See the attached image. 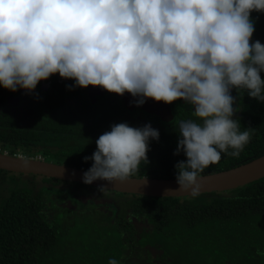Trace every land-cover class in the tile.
Masks as SVG:
<instances>
[{
	"label": "clouds",
	"instance_id": "9594fccd",
	"mask_svg": "<svg viewBox=\"0 0 264 264\" xmlns=\"http://www.w3.org/2000/svg\"><path fill=\"white\" fill-rule=\"evenodd\" d=\"M253 11L264 12V0H0V87L32 93L59 74L75 81L70 88L128 93L136 107L185 102L194 110L178 121L173 155L186 160L175 165L174 191L196 197L205 169L222 154L238 157L255 132L234 118L241 110L232 90L264 103ZM150 140H159L150 124H113L84 158L92 165L83 183L127 181L148 163Z\"/></svg>",
	"mask_w": 264,
	"mask_h": 264
},
{
	"label": "trees",
	"instance_id": "16d2710c",
	"mask_svg": "<svg viewBox=\"0 0 264 264\" xmlns=\"http://www.w3.org/2000/svg\"><path fill=\"white\" fill-rule=\"evenodd\" d=\"M251 19L255 31L250 42L259 40L264 44V12L253 11ZM260 75L264 80V72ZM231 94L238 97L241 111L234 118H239L241 130L252 127L255 132L238 157L222 154L219 163L210 165L202 176L234 169L264 155V103L249 98L246 90L233 89ZM100 109L101 121L70 124L75 146L58 153L55 163L87 171L92 161L85 162L84 158L91 157L96 147H87L83 142L97 140L113 124H150L159 131V140L149 141L148 163L141 162L131 178L175 179V165L186 160L183 152L173 155L178 121L192 118L189 107L175 104L176 123L170 124L139 110L128 113L120 105H102ZM12 137L6 131L0 132V153L6 151L13 156L21 152ZM22 153L27 158L37 154ZM89 190L97 189L0 170V264H108L111 258L118 264H134L136 250L155 244L162 247L165 256H171L172 264H213L242 250L264 248V178L232 191L196 197L128 196L130 199L119 204L123 211L110 212V218L116 214L113 223L102 214L104 226H99L85 207L71 212L52 202L54 195L64 197L79 191L78 196H88ZM121 214L127 218H120ZM130 217L147 220L150 228H134Z\"/></svg>",
	"mask_w": 264,
	"mask_h": 264
},
{
	"label": "flooded vegetation",
	"instance_id": "af4514ba",
	"mask_svg": "<svg viewBox=\"0 0 264 264\" xmlns=\"http://www.w3.org/2000/svg\"><path fill=\"white\" fill-rule=\"evenodd\" d=\"M74 83V80H64L59 77V74H54L47 80L39 82L32 93H26L20 89L16 92H10L1 87V134L6 131L13 136L12 138L17 142L18 150L21 151L19 153H37L36 157L29 158L58 165L55 163L59 157L58 153L66 152L68 149L74 147L76 143L74 138L70 136L71 132H73L68 128L70 124L80 123V120H86L89 123L101 121L102 119L100 118H103L100 109L102 105L112 106L115 104L124 108L122 101L114 94L106 92L103 96L92 97L88 87H68ZM175 104L178 107H189V112H191L190 105H181L179 101H174L169 104L174 119ZM55 109L58 111H55ZM89 110H92L93 116H91L92 113ZM134 111L127 112L133 113ZM95 142L96 139H91L83 142V145L96 147ZM2 153L8 154L6 151ZM13 156H17V154ZM70 190L73 192L74 188ZM94 191L96 190H89L90 194L88 196H78L77 193L79 191H75L74 195L67 193L64 197L54 195L52 202L56 203L62 209L66 207V210L71 212H79V209L85 207L88 211H91V215L97 221L96 223L99 226H104V217L102 214L109 218L107 219L108 223H113L116 214L119 211H123L121 208L119 209V204L126 199H130V196H133L106 190H100L101 192L96 194ZM105 193L113 194L112 196L115 197H106ZM112 211L117 213L110 218V212ZM117 218L119 217L117 216ZM120 218L126 219L127 216L121 214ZM130 218V222L134 228L136 227L139 230L150 228V226L146 225L147 220ZM161 248L158 244H155V246L144 245L139 250H136L132 259L138 264H172L174 261L171 256H165L164 250ZM256 248L251 252L242 250L239 255L226 256L220 260L221 262H214L213 264H264V255L262 254L264 248L257 246ZM176 264L184 263L179 261Z\"/></svg>",
	"mask_w": 264,
	"mask_h": 264
},
{
	"label": "water",
	"instance_id": "95a60500",
	"mask_svg": "<svg viewBox=\"0 0 264 264\" xmlns=\"http://www.w3.org/2000/svg\"><path fill=\"white\" fill-rule=\"evenodd\" d=\"M88 89L92 97L103 96L107 92L99 86H88ZM114 95L117 96L116 94ZM117 97L122 101L124 108L129 112L139 110L150 117L157 118L164 124H170L174 120L169 104L154 102L148 99L142 106L136 107L134 104L135 98L130 94L125 93L123 96ZM178 101L181 105L185 104L183 101ZM193 110L194 109L191 107L190 111ZM0 170L13 174L33 175L63 182L76 183L99 190L103 187L104 189L102 190L120 194L153 198L192 197L189 193L174 191L178 188L176 179L163 180L146 178L144 180V178L129 177V179L123 183H108L107 181L97 180L90 185H86L82 181L83 173L86 171L66 167L64 165L46 163L33 158H29L27 163H25L21 161L18 156H11L6 153H0ZM262 178H264V155L234 169L202 176V180L200 181L202 188L199 195L232 191Z\"/></svg>",
	"mask_w": 264,
	"mask_h": 264
},
{
	"label": "rangeland",
	"instance_id": "374dc122",
	"mask_svg": "<svg viewBox=\"0 0 264 264\" xmlns=\"http://www.w3.org/2000/svg\"><path fill=\"white\" fill-rule=\"evenodd\" d=\"M0 89H1V87H0ZM52 106V105H51ZM52 107H55V106H52ZM55 111H58L57 109H55ZM90 111V113H92V110H89ZM91 116H93V113H92V115ZM137 117H140L139 115L137 116ZM101 191H94V193H96V194H99ZM113 195V194H112ZM110 193H105V196L106 197H109V198H114L115 196H112Z\"/></svg>",
	"mask_w": 264,
	"mask_h": 264
}]
</instances>
